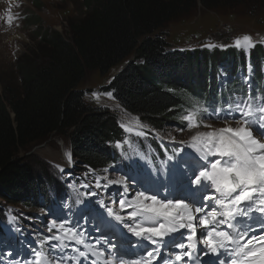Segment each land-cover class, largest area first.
I'll return each instance as SVG.
<instances>
[{
    "label": "trees",
    "instance_id": "1",
    "mask_svg": "<svg viewBox=\"0 0 264 264\" xmlns=\"http://www.w3.org/2000/svg\"><path fill=\"white\" fill-rule=\"evenodd\" d=\"M198 6L207 11L243 6L242 11L264 18V0H82L80 14L68 20L64 36L53 30L41 32L39 45L31 48L36 53L40 49V54L17 61V82H0V202L25 212L45 206L52 191L61 192V169L23 155L51 135L66 143L85 179L110 169L125 170L117 157V142L125 138L118 119L105 108L85 104L84 93L77 89L88 72L108 74L133 56L102 90L111 92L125 113L158 131L184 128L183 117L191 107L200 114L202 106L210 105L221 118L212 115L207 120L220 121L230 108L236 114V105L248 97H255L257 104L264 99V46H257L247 58L228 49L210 54L168 51L164 32L159 31ZM247 63L251 78L244 82ZM146 69L156 84L143 78L140 71ZM2 211L0 206V221ZM18 214L14 217L19 225L27 226L31 220L35 229L38 224L40 245L56 235L32 214ZM2 243L0 264H7L4 261L11 257L2 254ZM43 249L50 250L46 244ZM63 250L64 243L50 251Z\"/></svg>",
    "mask_w": 264,
    "mask_h": 264
},
{
    "label": "snow or ice",
    "instance_id": "2",
    "mask_svg": "<svg viewBox=\"0 0 264 264\" xmlns=\"http://www.w3.org/2000/svg\"><path fill=\"white\" fill-rule=\"evenodd\" d=\"M12 20L13 17L9 15L8 23L11 24ZM242 44L253 47V38L248 35L242 39L237 38L235 45L242 47ZM111 95L108 93L109 97ZM255 100V97H248L236 105L235 115L230 108L222 117L225 121L235 120L238 126L226 124L218 130L197 132L191 137L192 143L188 147L198 154L195 163L178 157L175 163L169 165L170 174L176 173L184 177L185 195L172 196L171 185H165L163 187L168 190L169 195L161 197L159 192L145 189L119 199L122 211L131 209L127 212L128 220L131 221L126 225L129 233L150 245H167L172 234L180 232L183 235L182 230H188L189 234L184 237L187 243L173 241L171 245L179 249L174 253L175 262L184 264L185 257L192 258L191 241L196 237L199 225L206 229L200 233V242L217 257L227 252L232 257L228 264H264V234L250 235V226H242L235 235L221 228H236L252 212L261 214L260 224L264 228V99L258 104ZM197 115L202 114L190 111L183 117L188 129L201 126L211 128L208 124L201 125L196 119ZM212 115L221 118L215 110L207 116L202 115V118L208 119ZM121 127L127 132L133 131L127 125L122 124ZM136 134L146 135L143 131ZM120 146V142H117V147ZM168 160H172V157H168ZM182 165H187V171H181ZM126 180L127 178L109 180L108 184L123 185ZM96 185L99 187L100 182L97 181ZM108 212L113 214L112 209H108ZM200 213L204 215L198 216ZM115 219L122 220V217L117 214ZM53 229H56L57 234L42 241L41 247L46 244L50 250L59 248L65 239L78 245H86L83 236L74 228L67 227L63 221H53L48 230L51 232ZM52 241L56 243L53 244ZM97 243L100 241L97 240ZM110 247L117 248V245L110 243ZM76 251L82 259L89 255L79 248ZM157 252L156 247L146 250V259L142 260V264H150L157 257ZM99 255L103 256L104 252H99ZM118 259L123 264V257L119 256ZM25 264H28L27 260ZM32 264H64V257L56 260L51 256V251L45 253L38 248L32 254ZM220 264L225 262L221 261Z\"/></svg>",
    "mask_w": 264,
    "mask_h": 264
},
{
    "label": "rangeland",
    "instance_id": "3",
    "mask_svg": "<svg viewBox=\"0 0 264 264\" xmlns=\"http://www.w3.org/2000/svg\"><path fill=\"white\" fill-rule=\"evenodd\" d=\"M11 2L12 0H0V11L4 7H8ZM81 3L82 0H19L16 7L11 11L10 15L14 18L9 25H7V18L9 15L6 13L8 10L4 9V13H0L1 85L15 80L17 82L18 76L16 63L19 59V62H21L25 56L34 59V57L40 54V49H38L37 53L34 52L35 48L31 49L32 47H37L39 45L38 31L42 28H48L50 30H57L64 36L65 29L67 28L66 26H68V20L79 16ZM37 5H40V8H37ZM242 9L243 6H238L233 10L221 8L210 12L201 10L197 7L188 16L178 18L165 24L159 32H164L163 39L168 45V51L184 50L186 48L191 49L195 47L190 51V53H195L206 49L207 46H203V44L206 45V43L226 47L230 46L231 49L237 48L239 50H244L245 46L242 44V47H237L235 41L237 38L242 39L245 35L252 37L253 41H262L264 45V18H253L248 15L246 11H242ZM82 10L84 9L82 8ZM29 14L32 17L28 21H25L23 17ZM31 53L33 55H29ZM131 57L133 56H130V58ZM139 68L142 69V67ZM118 69L119 67H115L105 75H101L98 71H91L85 75L84 80L77 88L84 93L83 100L85 104L95 108H106L108 111L112 110L118 113L120 112L118 111L116 101L112 96H108V93L110 92H103L101 89L107 84L109 76L113 75ZM140 72L146 81L154 84L157 83L156 78L147 69ZM207 123L208 121H204L201 122V125ZM226 124L231 125L232 127L238 126L235 120H228L219 126L210 125L211 128L201 126L191 131L177 128H174L173 130L165 129V131L159 132L163 140L158 143L163 148H171V146L176 147V150L174 148L171 149L176 151L173 163H175V160L178 157H184L189 162L195 163L198 154L188 147V145L192 143L191 137L197 132L218 130L225 127ZM140 139H142V136H140ZM130 143V141L127 142V146L132 144L130 148H135L137 146L136 141ZM120 150H123V148L120 147ZM69 151L70 149L61 138L56 135H51L45 142L31 147L23 155L25 157H34L37 162L41 161L48 165L53 164L57 168H61L65 174L67 173L72 177L78 176V178L81 179V176L78 175L75 168H73L75 171L74 173L69 169ZM122 158L125 162L126 168H133L134 171H126L123 173L122 169H118L108 176H112L115 179L121 178V180L127 178L126 184H121V188L117 187L116 184H112V189L102 195L95 189L91 188L94 195H91L89 198L86 194H81L73 184L68 185L71 180L70 177H68L65 180L67 193H73L72 196H75L76 204L72 205L67 196L63 197L62 194L59 199L54 201V208L56 209L52 213L47 214L45 211L38 210L34 212V214L44 216L46 222L55 219H57L58 222L61 220H69L72 223H76L78 226L75 228L76 231L79 233L80 231H83L85 234L86 227L90 226L92 220L102 213L114 220H116L115 215L117 214L128 220L127 212L131 211V209L122 211L119 207V199L123 195L132 196L136 192L145 189L159 192L160 195H162L165 194L166 190L163 186L169 185L174 179L181 180L182 182L185 181L183 176L176 173H169V166L166 163L167 161H163V165L161 166H153L143 155L134 154L131 149H128ZM170 164L171 163H169V165ZM181 171H187V165H182ZM176 181L177 180H175V182ZM120 189L123 190V195H121V191H119ZM69 196L72 197L71 195ZM1 202L2 204L0 203V206H4L11 210L12 205H7L6 201L3 200H1ZM94 202L100 206L99 211H96L91 207V204ZM19 209L22 211L21 208ZM108 209H112L113 214H109ZM27 212L29 213L30 210ZM8 225V228L3 229V231H6V236L2 241L3 244H5L4 241H6V245L15 256L23 246V242L20 241V238L24 235L28 237L31 235L29 232L27 233L28 229L21 230L20 228H17L20 227V225L15 226L12 223H9ZM31 232L34 233V231ZM89 235L95 236L93 233ZM34 239V236L29 238L31 241L29 247L32 249H36V247L32 245L35 243ZM109 242L113 244L112 236H108L104 240H101L97 247L102 250H108L110 246ZM19 244L20 247H17ZM76 254L78 253L71 255V258L76 256ZM24 256V253L20 254V258H23ZM73 262L75 261L73 260ZM80 263L90 264L87 259H82Z\"/></svg>",
    "mask_w": 264,
    "mask_h": 264
},
{
    "label": "bare ground",
    "instance_id": "4",
    "mask_svg": "<svg viewBox=\"0 0 264 264\" xmlns=\"http://www.w3.org/2000/svg\"><path fill=\"white\" fill-rule=\"evenodd\" d=\"M16 7V4H14V3H11L8 7H2L3 9L0 11V13L2 12V13H4V9H7L8 11L6 12L8 15H10L11 14V11H13V9ZM37 8H40V5H37L36 6ZM7 22H8V18H7ZM7 25H9V23H7ZM41 31L42 32H44V28H42L41 29ZM166 178V177H165ZM259 215H261L259 212H252V213H250L249 214V217H246V221L248 222V221H250V220H253L256 216H259ZM16 221H17V219H15V220H13L11 223L13 224V225H19L18 223H16ZM31 220H29L28 221V223H27V226L29 225V222H30ZM21 226V225H20ZM5 247H8L6 244L4 245V248ZM10 250H3V253L2 254H4V253H8Z\"/></svg>",
    "mask_w": 264,
    "mask_h": 264
}]
</instances>
